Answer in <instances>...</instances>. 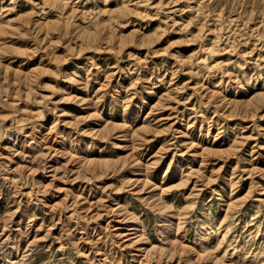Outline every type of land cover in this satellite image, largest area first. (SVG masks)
<instances>
[{
	"label": "rangeland",
	"instance_id": "374dc122",
	"mask_svg": "<svg viewBox=\"0 0 264 264\" xmlns=\"http://www.w3.org/2000/svg\"><path fill=\"white\" fill-rule=\"evenodd\" d=\"M0 264H264V0H0Z\"/></svg>",
	"mask_w": 264,
	"mask_h": 264
}]
</instances>
